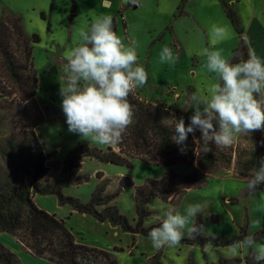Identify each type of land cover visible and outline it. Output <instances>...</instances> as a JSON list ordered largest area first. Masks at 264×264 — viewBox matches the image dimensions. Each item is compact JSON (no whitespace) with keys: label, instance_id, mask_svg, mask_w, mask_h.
I'll list each match as a JSON object with an SVG mask.
<instances>
[{"label":"rangeland","instance_id":"obj_1","mask_svg":"<svg viewBox=\"0 0 264 264\" xmlns=\"http://www.w3.org/2000/svg\"><path fill=\"white\" fill-rule=\"evenodd\" d=\"M109 1L110 5H106ZM225 5L237 17V30L242 33L239 37L225 14ZM101 13L113 17L116 35L126 47H135L138 63L148 73L146 85L137 88L135 94L141 100L165 107L177 119L183 117L185 124H189L193 114L192 108L185 110L191 96H210L211 87L218 83L217 74L206 67L207 58L200 55L210 44L213 26L229 29V38L213 49L222 50L224 58L231 59L232 52L243 43L250 52L264 59V0H139L138 6L125 0H0V19L18 20L29 38H37L30 46L38 82L35 97L20 102L18 86L10 80L5 69L0 71V86L5 91L0 96L2 177L12 178L29 166L34 150L29 140L30 125L41 117L43 121L33 131L44 155L49 157L46 179L50 182L58 176L66 155L75 145L105 148L68 131L59 95L60 82L65 80L63 66L71 49L81 43V31ZM166 46L179 56L175 63L160 61V53ZM193 134L199 142L200 131ZM257 135L263 141L264 158V131L240 137L226 148L232 154L230 166L217 169L202 185L186 190L175 204L153 199L148 205L152 214L145 225L160 221L164 211L174 209L184 214L188 204L200 203L207 209L201 215L204 236L232 237L239 235L241 230L245 235L264 231V183L252 192L246 188L247 177L254 171L246 163ZM199 159L196 156L192 166L176 165L171 169L180 174H191L195 169L199 172ZM222 164L225 163L219 162L218 166ZM166 170L164 166L138 159H133L130 167L86 159L81 172L87 174L89 180L80 185H67L62 192L88 203L102 181L97 179L98 173L108 181L106 195L118 192L109 205L115 206L132 223L137 218L134 189L120 188L119 179L128 177L139 186L147 179H160ZM34 202L64 220L79 243L109 253L116 264H221V259L247 264L251 256L248 249H241L238 256L232 257L227 246H211L205 250V247L181 242L157 251L149 237L132 235L107 221L100 222L90 215L73 211L69 205H60L53 195H37ZM256 241L264 243V238ZM0 244L15 255L19 264H54L25 250L10 234L0 233Z\"/></svg>","mask_w":264,"mask_h":264},{"label":"trees","instance_id":"obj_2","mask_svg":"<svg viewBox=\"0 0 264 264\" xmlns=\"http://www.w3.org/2000/svg\"><path fill=\"white\" fill-rule=\"evenodd\" d=\"M225 14L231 20L237 36H241L242 33L237 30L239 24L237 17L227 5H225ZM113 28L116 32L114 21ZM36 41L35 36L29 38L23 32L18 20L0 19V71L5 69L10 80L18 86L17 95L20 102L31 101L36 95L38 82L33 69L30 46ZM248 55L245 45L239 43L238 48L232 52L230 60L236 63L241 58L247 59ZM1 93L4 94L5 91L0 86V96ZM128 100L134 106L135 117L122 142L119 145L102 147L103 149L82 143L75 145L66 155L60 173L51 182L46 179L49 157L44 155L33 131L43 118L32 121L29 140L33 143L34 150L31 153L29 166L12 178L0 175V233L12 235L23 244L25 250L54 264H100L104 261L116 264L109 253L79 243L71 230L66 227L64 220L39 208L34 202V197L53 195L60 205H69L73 211L90 215L100 222L107 221L132 235L140 234L148 237L150 230L160 225V221L149 226L145 225V220L152 214L148 205L153 199L175 204L186 190L202 185L205 178L217 169L230 166L232 154L226 148L209 144L211 150L205 151L202 143L196 141L193 133L188 134L186 147L181 152V145L171 140L176 134L171 124L174 114L163 106L141 100L135 93L131 94ZM261 143L263 141H260L257 135L253 144L254 151H251L250 160L246 163L254 170L259 168L260 160L264 159ZM196 156L200 158L201 171L195 169L191 174H180L171 169L176 165L192 166ZM86 159L127 167L131 166L133 159H138L150 165L164 166L167 170L160 179H147L139 186L134 185L128 177L119 179L120 188L134 189L137 218L130 223L115 206L109 205L112 199L117 197L118 192L106 195L108 181L98 173L97 179L102 181L88 203L84 204L75 197L63 194V187L80 185L89 180V176L81 172ZM219 162L225 164L219 167ZM196 223L204 227L201 215L197 216ZM202 232L196 234L194 239L185 237L181 243L198 245L201 248L208 244L224 247L245 235L243 230L239 235L232 237L204 236ZM254 236L256 239L264 238V231ZM220 263L234 264L235 261L221 259ZM246 263L253 264L251 256ZM0 264H19L15 255L1 244Z\"/></svg>","mask_w":264,"mask_h":264},{"label":"clouds","instance_id":"obj_3","mask_svg":"<svg viewBox=\"0 0 264 264\" xmlns=\"http://www.w3.org/2000/svg\"><path fill=\"white\" fill-rule=\"evenodd\" d=\"M134 6L139 0H125ZM230 36L225 26H213L210 44L200 52L207 58V69L217 74L218 83L210 89V96L193 94L187 104L193 109L189 124L184 118L171 120L175 135L171 140L184 151L189 133L199 130V142L205 151L209 144L227 148L240 137L264 131V59L250 52L247 59L233 63L213 50ZM81 43L74 46L63 66L65 80L60 82L61 109L68 131L100 146H114L122 142L134 123L135 109L128 97L148 81L146 69L138 63L134 46L126 47L113 28V17L103 13L80 33ZM179 59L170 47H164L160 61L175 63ZM252 144V143H251ZM252 151L254 146L252 144ZM264 183V159L259 168L247 177L249 192ZM200 203L188 204L184 214L174 209L164 211L160 225L148 233L153 249L177 246L187 234L194 239L203 230L196 223L198 215L206 213ZM259 223L258 221H253ZM232 257L241 249L250 250L253 264H264V243H257L253 234L244 235L228 246ZM211 244L205 246V250Z\"/></svg>","mask_w":264,"mask_h":264},{"label":"crops","instance_id":"obj_4","mask_svg":"<svg viewBox=\"0 0 264 264\" xmlns=\"http://www.w3.org/2000/svg\"><path fill=\"white\" fill-rule=\"evenodd\" d=\"M110 3H111V1H109V3H107L106 5H110ZM258 26V25H257ZM263 38V43H264V37H262ZM246 47V46H245ZM246 49H247V51H248V53H250V49L248 48V47H246ZM154 105H156V104H154Z\"/></svg>","mask_w":264,"mask_h":264}]
</instances>
